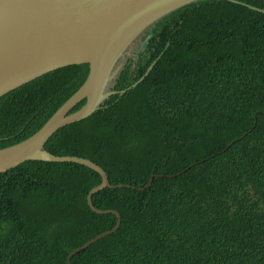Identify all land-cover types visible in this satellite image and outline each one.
<instances>
[{
  "label": "trees",
  "instance_id": "trees-1",
  "mask_svg": "<svg viewBox=\"0 0 264 264\" xmlns=\"http://www.w3.org/2000/svg\"><path fill=\"white\" fill-rule=\"evenodd\" d=\"M89 70L62 67L0 97V148L38 131ZM115 89L127 91L45 145L132 186L93 195L122 222L73 264H264V0L169 13L145 31ZM101 181L84 165L40 160L0 174V264H69L112 229L117 216L87 201Z\"/></svg>",
  "mask_w": 264,
  "mask_h": 264
},
{
  "label": "water",
  "instance_id": "water-1",
  "mask_svg": "<svg viewBox=\"0 0 264 264\" xmlns=\"http://www.w3.org/2000/svg\"><path fill=\"white\" fill-rule=\"evenodd\" d=\"M199 0H0V97L56 69L89 64L82 86L28 138L0 148V174L26 161L77 163L93 169L102 181L87 196L97 213H114L115 226L95 236L68 255L86 249L114 233L122 222L115 209H100L93 195L105 188L132 187L111 184L106 170L89 158L56 155L45 148L59 129L88 118L112 95L125 94L115 84L135 45L145 31L169 13ZM159 56L131 87L151 72ZM83 100L84 106L72 109ZM175 176L174 174H172ZM152 176L146 187H150ZM142 187L141 189H145Z\"/></svg>",
  "mask_w": 264,
  "mask_h": 264
},
{
  "label": "rangeland",
  "instance_id": "rangeland-1",
  "mask_svg": "<svg viewBox=\"0 0 264 264\" xmlns=\"http://www.w3.org/2000/svg\"><path fill=\"white\" fill-rule=\"evenodd\" d=\"M140 41H141V40H140ZM140 41H138V42L136 43V45H135V46H136V47H135V50L139 48V46H140ZM141 47H142V46H141ZM135 50H134V51H135Z\"/></svg>",
  "mask_w": 264,
  "mask_h": 264
}]
</instances>
